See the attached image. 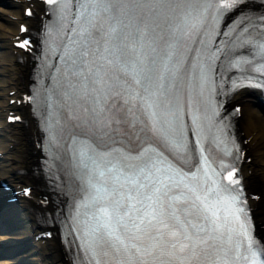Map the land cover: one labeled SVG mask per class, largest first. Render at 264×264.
<instances>
[{
	"label": "snow or ice",
	"instance_id": "obj_1",
	"mask_svg": "<svg viewBox=\"0 0 264 264\" xmlns=\"http://www.w3.org/2000/svg\"><path fill=\"white\" fill-rule=\"evenodd\" d=\"M46 2L56 15L49 36L67 37L63 70L53 79L57 124L68 133V161L81 189L72 219L82 264H113L109 257L114 264H264V245L257 247L246 201L233 187L236 169L222 183L230 166L221 161L217 171L212 155L213 145L232 154L215 123L212 65L223 55L230 67H255L235 54L244 49L260 57L257 70L264 71V14L244 15L246 0ZM236 10L239 33L227 51L214 47L217 26ZM193 43L191 142L180 72ZM193 156L195 169L186 171Z\"/></svg>",
	"mask_w": 264,
	"mask_h": 264
},
{
	"label": "bare ground",
	"instance_id": "obj_2",
	"mask_svg": "<svg viewBox=\"0 0 264 264\" xmlns=\"http://www.w3.org/2000/svg\"><path fill=\"white\" fill-rule=\"evenodd\" d=\"M33 1V13L25 17L29 27H33L38 19L37 1ZM26 0H0V112L5 103L6 89L15 86V92L24 89L31 74L32 59L27 51L20 50L18 54L12 53L8 35L16 31L19 19L20 7ZM18 17H11L10 14ZM263 100L260 102L259 100ZM239 101V113L233 118L242 129L243 135L247 137L246 153L250 154L248 160L241 161V172L244 186L247 190L256 191L257 197H249L253 216L257 222L264 221V94L248 87H238L225 95V102ZM21 112L22 118L19 121L4 123L0 126V175L14 177L16 181L23 180L32 183L30 197L22 198L24 210L12 208L8 210V222L5 230H0V246L6 248V236L12 231L16 234H28L31 230L39 229L43 221L36 220V216H42V207L46 204L39 202L40 187L43 182L42 172L38 166L39 149L35 145L37 133L36 119L30 113L25 103L13 104ZM2 120L0 118V124ZM4 129L5 131H2ZM20 167L21 171L13 173L11 170ZM52 191V190H51ZM61 195L54 191L52 200L60 198ZM53 228L55 225L50 224ZM11 226V227H9ZM259 232L264 229L257 226ZM27 238L26 236H24ZM30 243L21 245L15 255L18 264H25L27 258L40 264H71L70 254L64 245L58 240L56 233L44 237L41 242L29 239ZM0 264L11 261L6 254L0 252ZM25 262V263H24Z\"/></svg>",
	"mask_w": 264,
	"mask_h": 264
}]
</instances>
